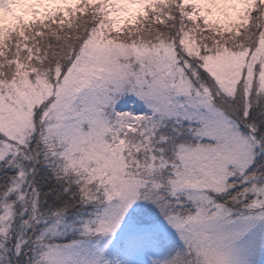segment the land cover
<instances>
[{"label": "snow or ice", "instance_id": "obj_1", "mask_svg": "<svg viewBox=\"0 0 264 264\" xmlns=\"http://www.w3.org/2000/svg\"><path fill=\"white\" fill-rule=\"evenodd\" d=\"M0 173V264H264V0H0Z\"/></svg>", "mask_w": 264, "mask_h": 264}, {"label": "trees", "instance_id": "obj_2", "mask_svg": "<svg viewBox=\"0 0 264 264\" xmlns=\"http://www.w3.org/2000/svg\"><path fill=\"white\" fill-rule=\"evenodd\" d=\"M255 115V114H254ZM12 173L9 172V175H11ZM4 182V176L3 173H0V184H2Z\"/></svg>", "mask_w": 264, "mask_h": 264}, {"label": "rangeland", "instance_id": "obj_3", "mask_svg": "<svg viewBox=\"0 0 264 264\" xmlns=\"http://www.w3.org/2000/svg\"><path fill=\"white\" fill-rule=\"evenodd\" d=\"M257 259H258V260H261V261H264V257H260V256H258Z\"/></svg>", "mask_w": 264, "mask_h": 264}]
</instances>
